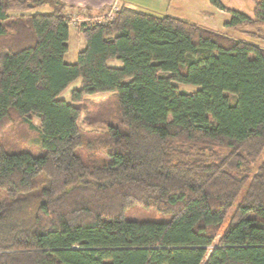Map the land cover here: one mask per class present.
<instances>
[{
  "label": "trees",
  "instance_id": "16d2710c",
  "mask_svg": "<svg viewBox=\"0 0 264 264\" xmlns=\"http://www.w3.org/2000/svg\"><path fill=\"white\" fill-rule=\"evenodd\" d=\"M252 1L222 30L121 4L77 24L70 62L79 8L0 0V264H264V0ZM97 92L111 98L87 111ZM134 204L166 217L128 219Z\"/></svg>",
  "mask_w": 264,
  "mask_h": 264
},
{
  "label": "rangeland",
  "instance_id": "374dc122",
  "mask_svg": "<svg viewBox=\"0 0 264 264\" xmlns=\"http://www.w3.org/2000/svg\"><path fill=\"white\" fill-rule=\"evenodd\" d=\"M134 5L140 9H144L146 11H149V12H152V13H155L158 15L168 13V14H171L174 16H178V17L187 19L186 13L191 14L190 12L186 11L185 8H183L180 1H178V0H139V2L134 3ZM35 10L43 11V10H46V8L39 7V8H35ZM79 10H80V8H79ZM79 10L73 9L71 16H70L71 18L72 17L76 18V24H75V26L72 24L69 25L70 36H69V41H68V45H69L68 51L65 55L66 61H70L72 59L73 55L76 53V51L78 49H81L82 44H83L82 37L80 35V32L77 29L78 28L77 24L84 22V21L92 22V21H98V20L105 18L103 13L95 12L93 14H88L82 9H81V12H79ZM185 11H186V13H184ZM200 25H204V24H200ZM206 25H204V26H206ZM212 29H216V28H212ZM110 64L118 66V65H120V60L117 58L112 59L110 61ZM78 85H79V78L76 79L75 81H73L64 90L62 95L67 98L69 90L73 87H77ZM176 85L180 90H186V91H192L196 88L195 85H191V84L176 83ZM107 98H111V94L109 92H97V93L88 95L87 99L84 101L85 106H86V110L87 111L92 110L93 108H95V106L97 105L98 102H102L103 100H106ZM84 113L85 112H83V115H84ZM83 115H82V117H83ZM33 122L35 125L38 124L36 117H34ZM80 123L85 130H91L93 128H98V129L104 128L102 122H96L93 125H88L81 118ZM30 137H32V136H30ZM30 137H28V138H30ZM260 157L258 158V160L260 159ZM124 216L128 219H136V220H163L166 217L164 214L160 213L159 211H157L155 209H148V208H144V207H141V206L135 205V204L131 205L125 209Z\"/></svg>",
  "mask_w": 264,
  "mask_h": 264
},
{
  "label": "crops",
  "instance_id": "0c3cea01",
  "mask_svg": "<svg viewBox=\"0 0 264 264\" xmlns=\"http://www.w3.org/2000/svg\"><path fill=\"white\" fill-rule=\"evenodd\" d=\"M72 6L77 8L87 7L90 9L91 13H95L98 10L110 8V6L115 3L117 6L121 4L134 6V3L139 2V0H62ZM180 1L183 8L190 12L187 14V19L204 24L210 28L223 29L224 22H226L231 16L230 9L243 12L249 16H252L253 1L252 0H219L223 5L222 8L215 6L209 0H178ZM105 11V12H106ZM185 16V15H184ZM84 42L82 44V47ZM81 47V48H82ZM79 50V49H78ZM77 50V51H78ZM76 51V52H77ZM67 53V52H66ZM65 53V55H66ZM64 55V56H65ZM76 53L73 55L71 61H74Z\"/></svg>",
  "mask_w": 264,
  "mask_h": 264
},
{
  "label": "built area",
  "instance_id": "2783aa9c",
  "mask_svg": "<svg viewBox=\"0 0 264 264\" xmlns=\"http://www.w3.org/2000/svg\"><path fill=\"white\" fill-rule=\"evenodd\" d=\"M118 9V6L113 3L110 8L105 12L103 13V15L105 16V18H112L113 15H114V12ZM100 21V20H98ZM69 24H72V25H75L76 24V18H70L69 19Z\"/></svg>",
  "mask_w": 264,
  "mask_h": 264
}]
</instances>
